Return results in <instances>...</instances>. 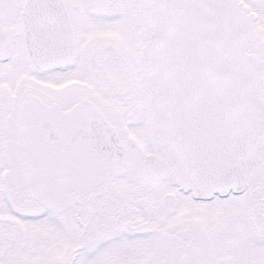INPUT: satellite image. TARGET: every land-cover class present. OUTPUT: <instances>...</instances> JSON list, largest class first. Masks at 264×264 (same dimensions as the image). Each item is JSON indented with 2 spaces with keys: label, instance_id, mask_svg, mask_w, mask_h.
<instances>
[{
  "label": "snow or ice",
  "instance_id": "6c2138e0",
  "mask_svg": "<svg viewBox=\"0 0 264 264\" xmlns=\"http://www.w3.org/2000/svg\"><path fill=\"white\" fill-rule=\"evenodd\" d=\"M0 264H264V0H0Z\"/></svg>",
  "mask_w": 264,
  "mask_h": 264
}]
</instances>
